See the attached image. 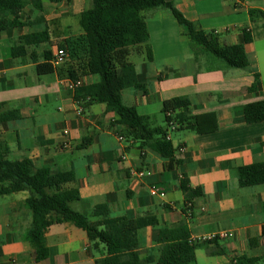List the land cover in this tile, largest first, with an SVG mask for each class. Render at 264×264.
<instances>
[{"label":"crops","instance_id":"obj_1","mask_svg":"<svg viewBox=\"0 0 264 264\" xmlns=\"http://www.w3.org/2000/svg\"><path fill=\"white\" fill-rule=\"evenodd\" d=\"M41 2V13L28 5L20 15V21L28 20L30 25L0 33V113L19 114V119L0 124V144L8 159H28L34 169L71 171L75 180L70 187L80 199L71 208L89 219L96 207H105L106 212H101L111 219L155 218L156 226L139 234V250L153 264L158 257V230L181 222L190 240L219 232L230 235L199 248L193 264L199 259L203 264H233L241 256L263 258L264 185L239 187L237 170L264 162V121L246 124L243 116L245 105L264 102V0H172L186 20L215 33L222 45L242 44L247 34L251 41L245 46L244 70L226 69L192 49L168 9L142 13L148 42L131 48L128 62L146 93L126 89L121 101L161 128H165L164 101L177 97L190 101L196 128L169 134L175 158L181 161L172 170L166 168L168 160L149 147L120 142L123 128L112 125L116 116L104 105H88L78 115L64 75L65 63L54 67L61 76L36 73V66L46 63L45 53L50 54V64L65 41L82 35L79 16L87 0ZM44 31L47 41L24 46L22 58L11 56L19 38ZM97 81L83 79L84 86ZM87 137L92 142L81 149ZM140 172L143 176L137 178ZM181 176L190 188L202 192L190 210L180 191ZM151 186L164 197H151ZM27 198V192L0 197V264H94L99 256H87L86 234L69 223L46 230L49 255L36 262L33 247L24 239L31 224L24 206Z\"/></svg>","mask_w":264,"mask_h":264},{"label":"trees","instance_id":"obj_2","mask_svg":"<svg viewBox=\"0 0 264 264\" xmlns=\"http://www.w3.org/2000/svg\"><path fill=\"white\" fill-rule=\"evenodd\" d=\"M62 1L48 0L50 3ZM90 1V8L79 16L82 35L65 41L59 47L69 56V62L64 64V75L69 80L86 77L98 79L96 83L74 91V100L83 109L92 104L104 105L108 112L115 114L116 120L112 125L123 128L120 134L126 142L138 143L141 148L149 147L161 158L168 160V170L177 168L181 161L175 158V150L167 137L175 131L195 130L190 101L186 97H177L162 103L165 128L153 126L149 117L139 115L135 108L124 106L121 101V93L126 89L146 93L145 86L140 84L128 62L129 50L148 42L142 13L161 7L168 9L192 49L221 62L226 69L247 68L245 46L250 43V37L245 34L243 43L239 45H222L215 33L204 32L186 20L174 7L172 0ZM28 5L38 13L43 11L41 0H0V33L30 25L32 22L28 20L20 21V15ZM47 40L46 31L21 37L19 45L10 49L11 56L22 58L25 55L24 46L38 45ZM45 60L46 63L36 66V73L46 75L56 72L61 76V70L48 63L49 53H45ZM243 116L246 124L263 122L264 102L245 105ZM17 119V111L0 113V124ZM91 142L92 137L85 138L80 148H87ZM237 174L241 188L264 185V162L240 167ZM74 180L71 171L52 172L49 167L34 169L28 159L11 161L7 149L0 144V197L19 192L28 193L24 206L31 214V224L24 239L33 247L35 261L42 262L49 255L44 239L46 230L53 225L69 223L86 234L87 256H99L94 264H153L152 258L142 256L139 250V234L145 228L155 227V218L111 219L101 212H106L105 207H96L89 219L71 208L73 203L80 200L78 191L70 187ZM179 180L185 207L190 210L193 199L202 197V192L199 188H190L184 176ZM262 210L264 212V203ZM156 244L159 247L155 264H193L196 251L211 243L190 240L187 228L181 222L171 228L158 230ZM262 261L264 257L241 256L233 264H259Z\"/></svg>","mask_w":264,"mask_h":264},{"label":"built area","instance_id":"obj_3","mask_svg":"<svg viewBox=\"0 0 264 264\" xmlns=\"http://www.w3.org/2000/svg\"><path fill=\"white\" fill-rule=\"evenodd\" d=\"M68 60H69V56H68L67 52L63 49H58L56 51L53 59L51 60L50 64L52 67H56V66H59V65L66 63ZM82 87H84L83 79H78L75 81L69 80V82H68V90L71 93H74V91H76L77 89H80ZM76 104H77V113H78V115H81L83 113V107L77 101H76ZM65 134H67V133H65ZM167 139H169V137H167ZM118 140L120 142H122L124 139L122 136H119ZM135 176L137 178H142L143 174L140 172V173H137ZM149 195L151 197H158V198L164 197V193L161 190H159V188H157L155 186H151L149 188ZM229 236L230 235L225 233V232H219L217 234H213V233L208 234V235H205L203 237L197 238L195 240L193 239L192 241L196 242V243H211L212 241H214L216 239L223 240V239L228 238Z\"/></svg>","mask_w":264,"mask_h":264},{"label":"rangeland","instance_id":"obj_4","mask_svg":"<svg viewBox=\"0 0 264 264\" xmlns=\"http://www.w3.org/2000/svg\"><path fill=\"white\" fill-rule=\"evenodd\" d=\"M91 6V1L90 0H87L86 4H85V9L84 10H87L89 9ZM198 264H203L202 261L199 259L198 260ZM259 264H264V261L260 262Z\"/></svg>","mask_w":264,"mask_h":264}]
</instances>
